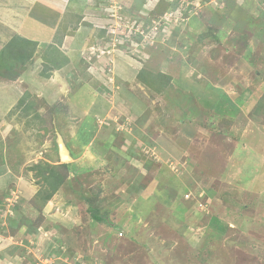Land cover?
Returning <instances> with one entry per match:
<instances>
[{
  "label": "rangeland",
  "instance_id": "rangeland-1",
  "mask_svg": "<svg viewBox=\"0 0 264 264\" xmlns=\"http://www.w3.org/2000/svg\"><path fill=\"white\" fill-rule=\"evenodd\" d=\"M5 1L0 264H264V0Z\"/></svg>",
  "mask_w": 264,
  "mask_h": 264
},
{
  "label": "trees",
  "instance_id": "trees-1",
  "mask_svg": "<svg viewBox=\"0 0 264 264\" xmlns=\"http://www.w3.org/2000/svg\"><path fill=\"white\" fill-rule=\"evenodd\" d=\"M9 45L7 48L11 50V55L14 54L15 57L20 56V58L22 59V61H24L26 59V56L24 55V53L27 54L28 56V52L29 54H31V52L33 51V49H31L30 51H28V45H36V41L33 39L31 40L28 37H17V36H13L12 39L9 42ZM27 51V52H26ZM8 68V67H6ZM142 72V71H141ZM141 72H138V75L140 74V77L142 75ZM161 77H165L164 82L161 81V84H167L169 82V76L165 75V74H161L159 73ZM164 86V85H162ZM52 180L51 182H49V191L47 192V194L44 196V199H49L58 189V187H60V185L63 182V177L60 175H56L53 174L51 175ZM46 180V179H45ZM89 202H92L91 199H89ZM89 215L90 218L94 221H102V216L99 214V208H97V206H95L93 209L90 208L89 210Z\"/></svg>",
  "mask_w": 264,
  "mask_h": 264
},
{
  "label": "crops",
  "instance_id": "crops-1",
  "mask_svg": "<svg viewBox=\"0 0 264 264\" xmlns=\"http://www.w3.org/2000/svg\"><path fill=\"white\" fill-rule=\"evenodd\" d=\"M5 3H7V7H5L6 12H8V9L10 10V5H18L19 3H23L27 5L24 7V11L26 10L25 16L30 12L31 7L34 5V8L32 9L35 11L34 15L35 17L32 19L33 21H47L46 24L43 25V27L48 28V30L53 26V23H51L58 14H60L61 10L65 5L67 4V0H6ZM37 6V7H36ZM40 9V10H39ZM39 10V12H38ZM11 11V10H10ZM20 11V8L18 9V12ZM24 11L22 13V17H24ZM42 30H40V33Z\"/></svg>",
  "mask_w": 264,
  "mask_h": 264
},
{
  "label": "water",
  "instance_id": "water-1",
  "mask_svg": "<svg viewBox=\"0 0 264 264\" xmlns=\"http://www.w3.org/2000/svg\"><path fill=\"white\" fill-rule=\"evenodd\" d=\"M59 145V150H60V157L62 160L66 159V156L68 157L67 153L64 150V146L62 145V143L59 141L58 143Z\"/></svg>",
  "mask_w": 264,
  "mask_h": 264
},
{
  "label": "bare ground",
  "instance_id": "bare-ground-1",
  "mask_svg": "<svg viewBox=\"0 0 264 264\" xmlns=\"http://www.w3.org/2000/svg\"><path fill=\"white\" fill-rule=\"evenodd\" d=\"M68 157L66 156V159H67Z\"/></svg>",
  "mask_w": 264,
  "mask_h": 264
}]
</instances>
